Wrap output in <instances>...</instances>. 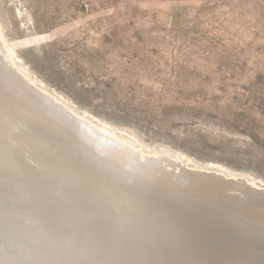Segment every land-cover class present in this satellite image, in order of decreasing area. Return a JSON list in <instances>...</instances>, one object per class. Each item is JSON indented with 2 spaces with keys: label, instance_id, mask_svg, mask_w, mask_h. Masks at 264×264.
<instances>
[{
  "label": "rangeland",
  "instance_id": "1",
  "mask_svg": "<svg viewBox=\"0 0 264 264\" xmlns=\"http://www.w3.org/2000/svg\"><path fill=\"white\" fill-rule=\"evenodd\" d=\"M0 38L129 146L264 186V0H0Z\"/></svg>",
  "mask_w": 264,
  "mask_h": 264
},
{
  "label": "bare ground",
  "instance_id": "2",
  "mask_svg": "<svg viewBox=\"0 0 264 264\" xmlns=\"http://www.w3.org/2000/svg\"><path fill=\"white\" fill-rule=\"evenodd\" d=\"M3 41L0 264H264V186L129 146L17 73Z\"/></svg>",
  "mask_w": 264,
  "mask_h": 264
},
{
  "label": "water",
  "instance_id": "3",
  "mask_svg": "<svg viewBox=\"0 0 264 264\" xmlns=\"http://www.w3.org/2000/svg\"><path fill=\"white\" fill-rule=\"evenodd\" d=\"M228 202H235L233 201V199H229ZM251 210H255L256 213H260V214H264V209L261 208V207H257L256 205L255 206H251Z\"/></svg>",
  "mask_w": 264,
  "mask_h": 264
}]
</instances>
